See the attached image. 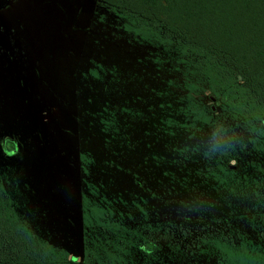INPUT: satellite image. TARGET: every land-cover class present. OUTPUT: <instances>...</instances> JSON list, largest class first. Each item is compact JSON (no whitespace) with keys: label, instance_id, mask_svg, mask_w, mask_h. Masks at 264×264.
<instances>
[{"label":"rangeland","instance_id":"1","mask_svg":"<svg viewBox=\"0 0 264 264\" xmlns=\"http://www.w3.org/2000/svg\"><path fill=\"white\" fill-rule=\"evenodd\" d=\"M60 1L0 0V144L12 153L0 148V169L35 231L79 264L81 192L94 185L113 198L140 183L162 196L153 206L161 221L187 217L190 231L195 220L215 231L232 219L245 228V203L196 174L190 153L207 132L161 128L186 105L217 114L208 93L183 84L161 49L128 42L92 0ZM172 143L187 153L169 154L162 146ZM169 251L162 241V255Z\"/></svg>","mask_w":264,"mask_h":264},{"label":"trees","instance_id":"2","mask_svg":"<svg viewBox=\"0 0 264 264\" xmlns=\"http://www.w3.org/2000/svg\"><path fill=\"white\" fill-rule=\"evenodd\" d=\"M102 1L131 33L173 59L183 84L218 104L215 115L212 107L208 114L186 105L181 119L165 117L161 128L174 122L190 136L207 132V144L190 153L196 174L245 203L238 219L247 229L227 219L222 229L213 231L210 222L202 230L195 220L190 231L187 217L157 218L153 206L162 196L144 183L113 198L90 185L81 192L79 264H264V0ZM162 147L169 154L189 148ZM7 183L0 169V264H77L35 231ZM162 241L170 249L164 256Z\"/></svg>","mask_w":264,"mask_h":264},{"label":"flooded vegetation","instance_id":"3","mask_svg":"<svg viewBox=\"0 0 264 264\" xmlns=\"http://www.w3.org/2000/svg\"><path fill=\"white\" fill-rule=\"evenodd\" d=\"M78 1H79V0H78ZM80 1H84V0H80ZM92 1H93L92 6L98 7V8H100V9H102L105 13L107 12V13H109V14H112V16H114V17L117 18V26H118V28H120L123 32H125L126 34H128V35H127V38H126V40L128 39V42H131V43H138L139 45L145 44V41L142 40V39L140 38V36L135 35V34L131 33V32L128 30L126 21H125L123 18H121L120 16H118L117 13H115L114 10H113V9H112L107 3L103 2L102 0H92ZM59 2H61V1L59 0ZM86 2H87V1H86ZM125 33H124V34H125ZM211 102H213L215 105H217V107H218V113H219L220 108H219L218 104L215 103L214 100L211 101ZM211 107H212V110H213V111L216 110L215 107H213V106H211ZM114 117H115V116H114V114H113L112 118H114ZM0 148L3 150V152H4L6 155H11V154H12L10 151H8V150L6 149L5 144H2V143H1V144H0ZM230 168L234 170V169H235V166L230 165Z\"/></svg>","mask_w":264,"mask_h":264}]
</instances>
